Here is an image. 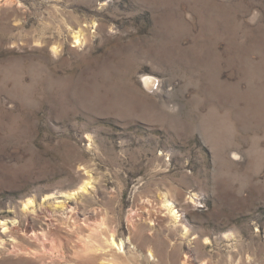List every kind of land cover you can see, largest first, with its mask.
<instances>
[{"label":"rangeland","instance_id":"rangeland-1","mask_svg":"<svg viewBox=\"0 0 264 264\" xmlns=\"http://www.w3.org/2000/svg\"><path fill=\"white\" fill-rule=\"evenodd\" d=\"M183 261L264 264V0H0V264Z\"/></svg>","mask_w":264,"mask_h":264},{"label":"bare ground","instance_id":"bare-ground-1","mask_svg":"<svg viewBox=\"0 0 264 264\" xmlns=\"http://www.w3.org/2000/svg\"><path fill=\"white\" fill-rule=\"evenodd\" d=\"M81 37H79L78 35L74 37L75 39V45H79V43L81 42ZM52 51L57 52V48L53 47ZM154 81L152 80V78L146 76L143 79V84L147 87V88H152ZM150 90V89H149ZM251 95V94H250ZM249 98V97H248ZM239 103V102H238ZM251 103V102H250ZM255 112V111H254ZM240 113V112H239ZM209 114V113H208ZM216 114V113H215ZM254 118V117H253ZM217 122V121H215ZM239 125V124H238ZM235 126V125H234ZM207 127V126H206ZM230 130V129H229ZM213 132V131H212ZM222 132V131H221ZM229 133V132H228ZM207 140V139H206ZM208 141V140H207ZM218 141V140H217ZM224 143V142H223ZM219 145V144H218ZM225 146V145H224ZM224 150V148H223ZM221 151V150H220ZM227 153V151H226ZM89 185L88 182H83L82 186L80 187V190H85L87 188V186ZM190 198V197H189ZM243 198V197H242ZM241 198V199H242ZM249 198V197H248ZM149 203V202H148ZM32 204L31 201H28L25 205H24V209H26L27 207H29ZM165 209V213L168 215V217L170 218V220L175 223L174 225L178 224L180 221V215L178 213V211L175 209L174 205L170 202H168V199L166 197L163 198V205H162ZM146 207V206H145ZM144 207V209H146ZM224 213V212H223ZM97 220V219H96ZM99 226L96 227V235L92 236V237H88L87 240L82 241L83 244L81 247H79L81 249V252L83 255L87 254L88 252H93V253H102L105 250H107L106 252H108V254L111 256V258L115 261L116 259H119L120 257H122L123 253H126L128 249V251H130V247H129V239L127 240H122L117 238L116 234H115V229H111L106 227L105 224L103 222H99L98 223ZM180 226H182L181 224H178ZM183 227V226H182ZM3 228V227H2ZM1 228V229H2ZM6 230V229H5ZM145 232V231H144ZM187 233V232H186ZM87 236V235H86ZM26 253H31L30 251H26ZM79 253V254H80ZM164 255V254H163ZM147 256L151 259H154V254L149 250L147 253ZM174 259V258H173ZM186 259V258H185ZM120 261V260H119ZM118 263V262H117ZM178 263V262H177ZM186 261H183L182 264H186ZM261 263V262H260Z\"/></svg>","mask_w":264,"mask_h":264}]
</instances>
